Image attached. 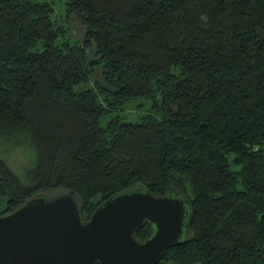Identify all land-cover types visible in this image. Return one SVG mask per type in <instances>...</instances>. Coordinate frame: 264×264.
I'll list each match as a JSON object with an SVG mask.
<instances>
[{"label":"trees","instance_id":"trees-1","mask_svg":"<svg viewBox=\"0 0 264 264\" xmlns=\"http://www.w3.org/2000/svg\"><path fill=\"white\" fill-rule=\"evenodd\" d=\"M0 146L32 153L20 177L0 151V215L176 194L188 232L156 264H264V0H0Z\"/></svg>","mask_w":264,"mask_h":264},{"label":"water","instance_id":"water-1","mask_svg":"<svg viewBox=\"0 0 264 264\" xmlns=\"http://www.w3.org/2000/svg\"><path fill=\"white\" fill-rule=\"evenodd\" d=\"M187 201L130 189L81 220L73 191L35 196L0 215V264H156L187 234ZM148 222L143 242L136 230Z\"/></svg>","mask_w":264,"mask_h":264},{"label":"rangeland","instance_id":"rangeland-1","mask_svg":"<svg viewBox=\"0 0 264 264\" xmlns=\"http://www.w3.org/2000/svg\"><path fill=\"white\" fill-rule=\"evenodd\" d=\"M56 12L57 9L55 10V13ZM65 24L67 26L66 29L69 33L68 38L80 41L83 37L84 28L80 25L77 18H75L74 15H69L65 21ZM92 52V48L88 49V55H91ZM134 105L135 103H131L123 111V113L127 115L131 120L137 119L138 116V111L133 107ZM0 151H2L1 157L5 159L6 163L12 169V171L15 172L18 176L22 177L23 171L28 167L32 158V153L30 152V150L21 148V146H17L13 149L7 146H0Z\"/></svg>","mask_w":264,"mask_h":264}]
</instances>
